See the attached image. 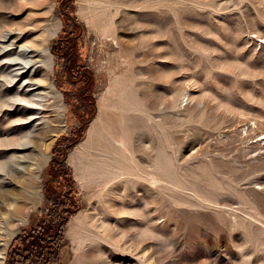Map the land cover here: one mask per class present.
Returning a JSON list of instances; mask_svg holds the SVG:
<instances>
[{"label":"rangeland","instance_id":"rangeland-1","mask_svg":"<svg viewBox=\"0 0 264 264\" xmlns=\"http://www.w3.org/2000/svg\"><path fill=\"white\" fill-rule=\"evenodd\" d=\"M263 134L264 0H0V264H264Z\"/></svg>","mask_w":264,"mask_h":264},{"label":"bare ground","instance_id":"bare-ground-1","mask_svg":"<svg viewBox=\"0 0 264 264\" xmlns=\"http://www.w3.org/2000/svg\"><path fill=\"white\" fill-rule=\"evenodd\" d=\"M9 36H5V40L3 41V48H7V47H10V46H16V47H20V51H19V56L20 58L23 60V62L25 63V66L18 70L16 72V75L17 77L20 76V75H24V72L26 70H24L25 68L28 67V65H30L32 62H33V59L32 57L31 58H28V59H25L29 53H27V51H31V50H27V48H25L24 45H19V41L18 39L19 38H14L13 40H10V42H7L9 41ZM30 75H33L32 73H30ZM31 81V80H30ZM28 85H31V84H28ZM31 88H22L20 89L19 91H17L14 95V100H12V103H13V106L17 105L19 102H25V103H34V104H37V102H34V100H36L35 98H30L28 97L29 94H31V91H30ZM127 119L129 120L130 122V119L132 120V116H127ZM130 125L131 127H133V123L130 122ZM129 129V127H128ZM91 134H94L95 136H98V137H103L102 139H100V142H104V143H108L109 145H112V141H115L116 139L114 138V136H110L108 135L107 136H103V134L101 133V128H100V125L96 124L95 126H93L92 130H91ZM262 139H264V134L261 136ZM115 139V140H114ZM17 212H19L17 210Z\"/></svg>","mask_w":264,"mask_h":264},{"label":"trees","instance_id":"trees-1","mask_svg":"<svg viewBox=\"0 0 264 264\" xmlns=\"http://www.w3.org/2000/svg\"><path fill=\"white\" fill-rule=\"evenodd\" d=\"M59 197H57V199H58ZM59 200V199H58ZM42 241H44L42 238H41V235H40V237H38V239L37 240H34V242H35V245L34 246H36V250L38 251H42L43 249H44V247L46 246L45 244L43 245L42 244Z\"/></svg>","mask_w":264,"mask_h":264},{"label":"flooded vegetation","instance_id":"flooded-vegetation-1","mask_svg":"<svg viewBox=\"0 0 264 264\" xmlns=\"http://www.w3.org/2000/svg\"><path fill=\"white\" fill-rule=\"evenodd\" d=\"M62 41H58V43H56V44H63L64 43V41L63 40H65V39H61Z\"/></svg>","mask_w":264,"mask_h":264}]
</instances>
